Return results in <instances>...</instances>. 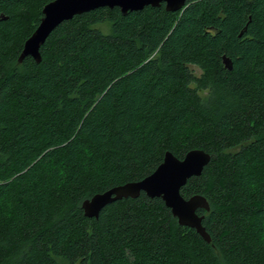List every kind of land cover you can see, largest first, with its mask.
Here are the masks:
<instances>
[{
	"label": "trees",
	"instance_id": "obj_1",
	"mask_svg": "<svg viewBox=\"0 0 264 264\" xmlns=\"http://www.w3.org/2000/svg\"><path fill=\"white\" fill-rule=\"evenodd\" d=\"M49 1L0 0V264H264V0L97 8L18 62ZM191 149L210 242L144 192L84 215Z\"/></svg>",
	"mask_w": 264,
	"mask_h": 264
},
{
	"label": "water",
	"instance_id": "obj_2",
	"mask_svg": "<svg viewBox=\"0 0 264 264\" xmlns=\"http://www.w3.org/2000/svg\"><path fill=\"white\" fill-rule=\"evenodd\" d=\"M187 0H51L42 8V16L37 27L24 41L18 62L26 56H31L36 62L41 60L40 47L49 34L63 21L73 16L97 8L118 7L122 14L128 11L141 10L145 6L157 7L161 3L167 11L182 9ZM4 18V17H2ZM241 35V32L240 34ZM225 68H232L231 59L222 55ZM211 155L202 149H191L183 158H178L170 151L164 153L162 162L147 176L137 181H129L113 186L106 191L96 193L82 202L83 213L87 217L97 218L99 212L108 204L122 198H136L144 192L149 198L159 197L165 206L171 210L178 224L195 229L206 242L210 236L202 224L203 215L198 209L208 211L206 198L199 194L187 198L181 194V188L192 176H199L209 163Z\"/></svg>",
	"mask_w": 264,
	"mask_h": 264
},
{
	"label": "rangeland",
	"instance_id": "obj_3",
	"mask_svg": "<svg viewBox=\"0 0 264 264\" xmlns=\"http://www.w3.org/2000/svg\"><path fill=\"white\" fill-rule=\"evenodd\" d=\"M191 68L193 69V71L196 73V74H199V69L197 67H194V66H191ZM201 94L204 96L206 94V92H201Z\"/></svg>",
	"mask_w": 264,
	"mask_h": 264
}]
</instances>
